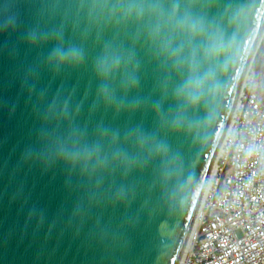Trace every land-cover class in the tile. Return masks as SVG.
<instances>
[{
  "label": "water",
  "instance_id": "95a60500",
  "mask_svg": "<svg viewBox=\"0 0 264 264\" xmlns=\"http://www.w3.org/2000/svg\"><path fill=\"white\" fill-rule=\"evenodd\" d=\"M263 28L264 0H0V264H177Z\"/></svg>",
  "mask_w": 264,
  "mask_h": 264
},
{
  "label": "built area",
  "instance_id": "2783aa9c",
  "mask_svg": "<svg viewBox=\"0 0 264 264\" xmlns=\"http://www.w3.org/2000/svg\"><path fill=\"white\" fill-rule=\"evenodd\" d=\"M246 77L181 264H264V104Z\"/></svg>",
  "mask_w": 264,
  "mask_h": 264
},
{
  "label": "crops",
  "instance_id": "0c3cea01",
  "mask_svg": "<svg viewBox=\"0 0 264 264\" xmlns=\"http://www.w3.org/2000/svg\"><path fill=\"white\" fill-rule=\"evenodd\" d=\"M249 74L252 77L255 89L264 104V33L260 40L259 47L250 65Z\"/></svg>",
  "mask_w": 264,
  "mask_h": 264
},
{
  "label": "bare ground",
  "instance_id": "6f19581e",
  "mask_svg": "<svg viewBox=\"0 0 264 264\" xmlns=\"http://www.w3.org/2000/svg\"><path fill=\"white\" fill-rule=\"evenodd\" d=\"M263 33H264V28H263L262 35H263ZM248 63H249V62H248ZM249 69H250V65H247V69H246V73H245V76H244L243 84H244V82H245V80H246V77H247V70H249ZM243 84H242V86H243ZM241 88H242V87H241ZM240 91H241V90H240ZM239 94H240V93H239ZM229 127H230V125H229ZM228 129H229V128H228ZM210 182H211V181H210ZM210 182L208 183V185H207V187H206V190H205V193H204L205 195H204V197L202 198V201H201V203H200V206H199V208H198V211H197V213H196V216H195V218H194V220H193V223H192V225H191V228H190V230H189V232H188V235H187L186 240H185V242H184V245H183V247H182V250H181V253H180V256H179V259H178L177 264H181V261H182V259H183V256H184L185 252L188 250V248H189V246H190V242H191L192 234L194 233V231H196V228H197V218H198V215H199L200 210H201V207H202V202H203V200L205 199L206 194H207V192H208V190H209Z\"/></svg>",
  "mask_w": 264,
  "mask_h": 264
},
{
  "label": "rangeland",
  "instance_id": "374dc122",
  "mask_svg": "<svg viewBox=\"0 0 264 264\" xmlns=\"http://www.w3.org/2000/svg\"><path fill=\"white\" fill-rule=\"evenodd\" d=\"M250 65H251V64H250ZM248 71H249V70H247V75H248ZM244 83H245V82H244ZM263 101H264V99H263ZM204 195H205V194H204ZM203 197H204V196H203Z\"/></svg>",
  "mask_w": 264,
  "mask_h": 264
}]
</instances>
